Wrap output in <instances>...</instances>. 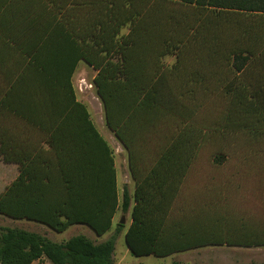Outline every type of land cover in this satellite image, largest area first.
<instances>
[{
  "label": "trees",
  "instance_id": "1",
  "mask_svg": "<svg viewBox=\"0 0 264 264\" xmlns=\"http://www.w3.org/2000/svg\"><path fill=\"white\" fill-rule=\"evenodd\" d=\"M80 62L127 154L129 253L264 247V0H0V157L18 167L0 215L102 236L117 176ZM114 246L0 226V264H114Z\"/></svg>",
  "mask_w": 264,
  "mask_h": 264
},
{
  "label": "rangeland",
  "instance_id": "2",
  "mask_svg": "<svg viewBox=\"0 0 264 264\" xmlns=\"http://www.w3.org/2000/svg\"><path fill=\"white\" fill-rule=\"evenodd\" d=\"M123 29L121 34H125ZM163 62L167 66L174 63V58L166 56ZM95 71L83 62L78 64L72 77V85L76 98L85 105L92 122L101 136L113 152L117 176L118 208L114 215L110 230L102 236H96L89 228L82 225L69 227L62 233H56L46 226L26 220H13L0 215V226L11 229L24 230L34 233L45 240L62 243L75 236H83L94 244L114 239V264H264V247L239 248V247H203L173 254L166 258L134 257L131 256L124 243V233L130 224V211L133 204L134 182L130 177L127 154L114 135L107 129L104 122L102 104L95 92L93 78ZM18 167L14 162H4L0 157V193L16 178ZM129 199V206L122 211L121 203L123 195ZM121 219L124 220L120 224ZM120 226V227H119ZM33 264H50L46 260L37 261Z\"/></svg>",
  "mask_w": 264,
  "mask_h": 264
},
{
  "label": "water",
  "instance_id": "3",
  "mask_svg": "<svg viewBox=\"0 0 264 264\" xmlns=\"http://www.w3.org/2000/svg\"><path fill=\"white\" fill-rule=\"evenodd\" d=\"M124 223V220L123 219H121V221H120V224H123Z\"/></svg>",
  "mask_w": 264,
  "mask_h": 264
},
{
  "label": "crops",
  "instance_id": "4",
  "mask_svg": "<svg viewBox=\"0 0 264 264\" xmlns=\"http://www.w3.org/2000/svg\"><path fill=\"white\" fill-rule=\"evenodd\" d=\"M127 252H128V250H127ZM131 256H132V255H131ZM149 257H150V256H149ZM43 260H45V259H43ZM46 261H47V260H46ZM36 262H37V261H36ZM47 262H48V261H47ZM33 263H35V262H33ZM33 263H32V264H33ZM48 263H49V262H48Z\"/></svg>",
  "mask_w": 264,
  "mask_h": 264
}]
</instances>
